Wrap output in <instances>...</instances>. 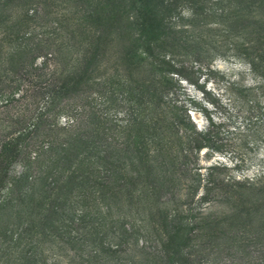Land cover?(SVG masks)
<instances>
[{"label":"trees","instance_id":"16d2710c","mask_svg":"<svg viewBox=\"0 0 264 264\" xmlns=\"http://www.w3.org/2000/svg\"><path fill=\"white\" fill-rule=\"evenodd\" d=\"M75 2L84 8L80 18L84 23L76 27L84 48L75 65L69 66L60 83L53 54L49 73L41 74V67L35 69L39 71L35 78L30 74L37 81L46 75L45 104L53 112L47 126L13 130L5 119L8 107L25 99L22 83L31 66L15 58L57 39L58 26L42 29V25L23 24L18 31L13 25L0 35V48L7 46L9 56L0 57L1 66V60L5 62L0 70V109L5 108L0 115V264H98L99 260L197 264L207 257L208 249L206 240L199 245L198 241L208 239V231L218 230L220 222L215 224L211 213L197 215L191 206L199 174L193 171L189 176V164L201 149L211 154L224 148L232 152L248 137L252 139L246 146L264 142V112H258L259 104L264 106V24L253 32L254 28L243 29L244 24H214L257 79L251 86L226 84L225 92L232 96L227 101L241 124L222 132L224 124L236 117L227 114L223 103L210 100L211 108L221 115L217 124L212 110L200 108L205 125L198 128L174 97L178 89L173 76L187 77L179 59L188 56L198 65L205 60L199 30L206 24L179 22L182 9L188 11L190 21L201 16L223 22L241 20V0ZM117 30L125 36V70L96 77L98 45L107 44L108 35ZM238 36L243 38L234 41ZM134 72L135 80L129 77ZM27 81L32 85L31 79ZM112 97L117 102L114 108L107 106ZM58 98L66 102L55 110ZM59 115L65 119L60 125ZM38 131L39 135L45 132L40 141ZM236 134L238 139L228 137ZM16 164L21 166L19 174L9 175ZM238 164L235 161L232 168ZM225 166L208 167L204 189H209L198 203L210 190L213 195L220 190L223 194L218 195L233 201L239 200L241 191L260 190L252 186L264 181V165L255 178L233 182L228 190L210 186L212 172ZM182 180L190 185L184 188L181 204L176 201L182 190L177 183ZM251 211L242 200L234 215L250 217Z\"/></svg>","mask_w":264,"mask_h":264},{"label":"rangeland","instance_id":"374dc122","mask_svg":"<svg viewBox=\"0 0 264 264\" xmlns=\"http://www.w3.org/2000/svg\"><path fill=\"white\" fill-rule=\"evenodd\" d=\"M235 3L232 4L234 6ZM242 9L241 20H227L226 22L217 21L214 17H197L194 20H189V14L186 9H182L183 20L179 24H206L201 27L199 33L202 36V45L200 46L202 57L205 60L198 65L196 62H192L187 57H181L179 60L183 64L186 72V79L182 77L173 76V79L177 81V89L174 94L175 99L184 105L188 116L195 122L198 128H202L205 125L204 117L199 110L205 107L207 110H212L213 118H216V124L220 120V112H214L211 108V101L215 104L223 103L227 108V114L236 116L225 123L223 130H233L238 128L241 124L238 118V113L233 114L230 109V104L227 101L232 96L225 92V86L229 82L238 83L241 86H251L257 79L247 72L246 65L236 57V53L230 48V40L227 36L220 31L219 26L214 24H244L246 31L251 32L255 30L257 26L264 24V0H241L239 5ZM83 6L77 4L75 0H0V35L3 30H10V27L16 25L14 28L18 30L23 24H36L42 29L54 27L55 24L59 28V37L54 40L49 39L48 45H41L40 48L35 49V53H28V56H22L15 58L22 62L27 67L25 79L32 80V85H29L28 81L22 83V91L25 99L21 102H16L15 107L10 106L6 111L7 118L5 122L11 124L13 130H19V128H30L31 125H37L46 123L52 119L53 112L50 110L52 106H46V90L43 88L46 83V75L42 76L38 81L32 79L30 74L35 75L39 73L35 69L41 68V74H46L51 71L53 66V60H49V55L53 56L55 60V66L57 79L59 75L60 83H62L65 72L69 66L75 65V60L78 58L80 52L83 50L82 36L79 34L77 24H83L81 21ZM233 7H232V10ZM19 24V25H18ZM19 31V30H18ZM8 32V31H6ZM20 38V37H19ZM243 36H238L233 39L236 42H240ZM125 36L122 32H111L108 37L107 44H99L98 52V64H96V77H103L109 71L112 70H125L122 61V45ZM20 42V40H18ZM7 48V46H6ZM4 49L3 45L0 48V57H6L7 49ZM27 55V54H26ZM35 55V59L33 56ZM8 56V55H7ZM16 56V55H15ZM12 56V57H15ZM9 57V56H8ZM13 60V59H12ZM0 63V70L4 66ZM15 63V61L13 60ZM46 63L43 67V64ZM6 67L9 65L6 64ZM44 68V69H43ZM25 74V73H24ZM129 77L133 80L137 79V74L132 73ZM94 89H100L94 88ZM43 92L40 94V92ZM204 92L207 94L205 98ZM19 95V92L18 94ZM109 98L107 106L114 108L116 105V99ZM189 101H193L189 103ZM63 102H66V98H58L55 101L53 107H60ZM82 104H85L84 101ZM258 112H264V106L259 104L260 108ZM7 109V108H6ZM78 109V108H76ZM5 113V108L0 109V115ZM56 114V113H55ZM226 114V115H227ZM74 115V114H73ZM224 115V117L226 116ZM40 117V118H39ZM64 115H59L58 125L65 122L62 119ZM72 118V115L70 116ZM218 119V121H217ZM253 121V120H252ZM41 129V127L39 128ZM254 132V128H252ZM44 133H41L36 137L37 141H40ZM239 134L236 136H228L232 139L239 138ZM246 135H249L246 132ZM221 136V135H220ZM32 137V136H30ZM250 139H241L239 148L236 150L224 148V151L218 153H206V149H201L193 161L189 164V176L193 171L199 174V189L193 198V206L196 208V214L206 215L214 214V223L220 222L218 230H209L208 239H202L198 241V245L205 242L208 243V249L204 254L207 257L200 259L197 264H264V181L257 187L260 190H254L255 194L250 191H241L238 193L239 200L233 201L231 198H225L221 195H213L211 190L210 194L204 201L198 203V198L202 195L203 191L209 189L205 188V177L209 173V168L212 165H226L224 169L214 170L212 172V183L210 186L222 187V189L228 190L229 186H233L236 181H242V179H248L249 181L258 174L259 170L264 165V142L258 141L255 146L250 147V143L245 145L246 141L250 142ZM260 139V137H259ZM35 140V139H34ZM31 140V141H34ZM233 141V140H232ZM243 142V143H242ZM232 143V142H231ZM238 144V142H237ZM246 146V147H245ZM234 160V161H233ZM239 162L238 167L232 168L234 162ZM21 166L16 164L9 171V175L16 176L19 174ZM191 172V173H190ZM187 176V179L189 178ZM189 186L188 181H180L177 186L182 190L178 192L181 194L177 203H183L184 188ZM241 186V185H239ZM231 192V191H230ZM223 194V192H220ZM241 195V197H240ZM245 200L247 208L250 209V217H240L236 219L234 215L237 207L240 206L241 201ZM240 201V203H239ZM238 202V203H237ZM196 215V216H197ZM213 225V224H212ZM111 237V235H110ZM109 238V237H108ZM111 240V239H108ZM107 241V240H106ZM98 264H115L110 262H97Z\"/></svg>","mask_w":264,"mask_h":264}]
</instances>
